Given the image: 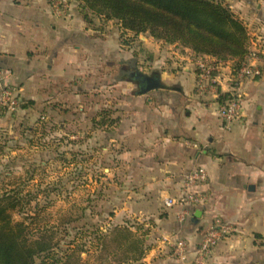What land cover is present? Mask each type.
<instances>
[{
	"label": "crops",
	"instance_id": "0c3cea01",
	"mask_svg": "<svg viewBox=\"0 0 264 264\" xmlns=\"http://www.w3.org/2000/svg\"><path fill=\"white\" fill-rule=\"evenodd\" d=\"M258 7L255 16L264 19ZM122 32L114 20L90 13L88 21L77 2L57 16L48 0H0V68L23 104L15 123L20 135L3 144L31 141L22 138L27 129L42 135L55 124L62 131L71 125L73 144L103 145L109 177L125 191L123 210L138 212L145 239L159 243L161 252L169 248L162 237L198 244L206 230L199 233L201 226L221 215L236 232L219 243L213 261L264 264V77L238 86L244 113L227 126L218 114L220 97L195 90L191 49L148 33L123 42ZM249 33L252 42L260 37L264 43L262 35ZM144 75L156 76L159 87L142 93L137 77ZM230 77L225 65L222 93L232 89ZM1 97L0 128L9 130L14 117ZM199 165L209 173L200 188L210 198L181 220L183 207H167L164 199L178 195L185 174ZM161 261L167 260L153 264Z\"/></svg>",
	"mask_w": 264,
	"mask_h": 264
},
{
	"label": "rangeland",
	"instance_id": "374dc122",
	"mask_svg": "<svg viewBox=\"0 0 264 264\" xmlns=\"http://www.w3.org/2000/svg\"><path fill=\"white\" fill-rule=\"evenodd\" d=\"M220 1L230 5L232 10L240 18L242 17L241 19L247 23L254 37L262 35L264 38V19L255 16L262 9L261 7H264V0ZM155 40H151V43H155ZM254 42L253 47L259 49L264 56V43L261 38H256ZM194 67L196 71L195 64ZM21 105L20 99L18 110L21 109ZM19 111L8 110V114L15 119L10 118L12 124L9 123V130L0 128L1 144L11 139L10 136L19 137L18 126L15 125ZM66 117L72 118L70 113ZM57 126L59 124H55L52 131L48 130L42 135L37 134L38 138L33 137L36 145L28 141L8 142L10 146L0 148V192L5 189L18 192L15 200L17 206L15 205L11 210L12 217L15 221L23 223L26 233L32 240L44 238L45 241H57L58 250H61V253L69 247L75 250L67 260V264H105L110 260L116 264L120 263L129 252L126 251V245L121 240L122 235L115 230L110 232L107 229H113L117 225L134 226L140 228L137 236L144 239L145 234L148 233L147 227L141 226L139 220L141 216L137 211L123 210L125 191L116 186V180H111V176L109 177V168L112 163L105 159L103 145L90 144L89 146L87 143L75 145L72 142L71 125H67L65 131ZM21 132L24 134L23 139L31 136L28 129ZM84 136L87 137L86 134ZM43 138L44 143H40ZM232 225L235 228V225ZM205 229L206 224L201 226L199 233ZM102 232L107 234V246L100 250L91 243L96 244ZM235 232L236 228L229 237L231 238ZM85 243H87L86 246ZM144 243L149 248L141 264L148 262L146 258L152 248L156 251L150 258L152 264L156 260H167L157 264H190L192 262V254L191 259L182 261L173 255L168 244V252L164 253L161 252L162 247L157 248L159 243L150 240ZM87 248H90V254ZM213 255L214 253L208 263L219 264L213 261ZM173 259L180 263L174 262ZM232 259L229 257L223 264H235Z\"/></svg>",
	"mask_w": 264,
	"mask_h": 264
},
{
	"label": "trees",
	"instance_id": "16d2710c",
	"mask_svg": "<svg viewBox=\"0 0 264 264\" xmlns=\"http://www.w3.org/2000/svg\"><path fill=\"white\" fill-rule=\"evenodd\" d=\"M73 1L79 3L88 21L92 13L105 21L118 22L123 29V42H129L141 33H148L157 40L189 48L195 54H209L221 61L233 60L234 71L242 65L250 49L251 35L247 24L230 5L220 0H71ZM128 32L132 36L124 37ZM227 94L224 93L223 97ZM28 132L31 134L29 142H32L39 130L28 129ZM4 147L5 144L0 143V148ZM14 192L8 189L0 192V264H67V260L75 252L72 247L62 251V254L58 250L57 241H45L44 238L32 240L23 223L13 219L11 210L16 205L18 195L17 191ZM134 228L130 225H117L113 229H107L122 235L121 240L129 252L117 264H141L145 257L149 248L144 243L146 239L137 236L140 228ZM106 238L107 234L102 232L97 243L91 244L102 250L107 246ZM197 245L191 244V247ZM133 246L135 248L131 249ZM89 249H86L88 254L91 252ZM105 264L116 262L110 260Z\"/></svg>",
	"mask_w": 264,
	"mask_h": 264
},
{
	"label": "built area",
	"instance_id": "2783aa9c",
	"mask_svg": "<svg viewBox=\"0 0 264 264\" xmlns=\"http://www.w3.org/2000/svg\"><path fill=\"white\" fill-rule=\"evenodd\" d=\"M49 7L54 15H65L71 6V0H48ZM259 38V37H257ZM252 42V41H251ZM253 41L250 45L248 54L246 55L242 65L233 70V60L221 61L217 57L209 54H191V60L196 66V87L198 94H216L222 98L221 74L225 65H231L232 89L219 102L218 114L225 125L241 119L244 113V101L242 94L238 91V86L245 79L264 77V57L263 53L256 47H253ZM262 64H258V62ZM0 93L1 104L11 112H17L20 107V98L17 89L10 84L5 83V75L3 69L0 68ZM185 143L193 148H199L196 141L187 139ZM209 179L207 169L199 165L185 174L180 193L176 196H169L164 199L167 207L181 206L183 211L179 218L185 220L188 216H193L196 209L204 206L210 194L207 190L200 188ZM235 230L232 223L224 220L220 216H215L206 230L203 232L202 239L194 248L185 238L172 239L171 237H162V243L168 244L173 255L182 261L191 259L190 264H209V259L216 246L226 238H228Z\"/></svg>",
	"mask_w": 264,
	"mask_h": 264
},
{
	"label": "water",
	"instance_id": "95a60500",
	"mask_svg": "<svg viewBox=\"0 0 264 264\" xmlns=\"http://www.w3.org/2000/svg\"><path fill=\"white\" fill-rule=\"evenodd\" d=\"M143 78H145L148 82H152V83L142 87V91H141L142 93H145L148 90H151V89L159 87V81H158V78L156 76L144 75Z\"/></svg>",
	"mask_w": 264,
	"mask_h": 264
},
{
	"label": "flooded vegetation",
	"instance_id": "af4514ba",
	"mask_svg": "<svg viewBox=\"0 0 264 264\" xmlns=\"http://www.w3.org/2000/svg\"><path fill=\"white\" fill-rule=\"evenodd\" d=\"M151 76V75H150ZM137 79H138V82H139V84H140V86L141 87H144V86H146V85H149L150 83H152V82H148L145 78H143V77H137Z\"/></svg>",
	"mask_w": 264,
	"mask_h": 264
}]
</instances>
